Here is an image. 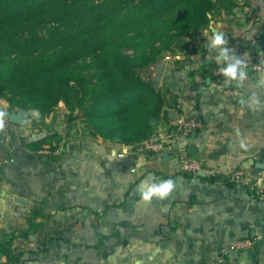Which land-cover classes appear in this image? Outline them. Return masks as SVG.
<instances>
[{
  "label": "crops",
  "instance_id": "1",
  "mask_svg": "<svg viewBox=\"0 0 264 264\" xmlns=\"http://www.w3.org/2000/svg\"><path fill=\"white\" fill-rule=\"evenodd\" d=\"M246 1L250 6L243 3L210 24L247 61L244 87L229 84L240 97L216 87V53L205 48L203 34L209 27L192 41L194 53L178 51L160 63L158 86L178 104L170 114L191 108L203 124L187 145L208 173L188 178L173 153H146L145 142L133 147L94 138L77 121L65 126L63 103L43 122L27 112L23 126L7 118L20 108L0 100L7 113L0 131V244L13 237L12 251L25 253L24 264H264V202L229 183L236 169L257 170L264 153V107L239 104L252 92L264 100L256 88L264 70L251 67L262 46L264 0ZM171 122L162 119L151 138ZM167 179L174 180L167 198L141 200L144 181ZM238 241L252 247L236 250Z\"/></svg>",
  "mask_w": 264,
  "mask_h": 264
},
{
  "label": "trees",
  "instance_id": "2",
  "mask_svg": "<svg viewBox=\"0 0 264 264\" xmlns=\"http://www.w3.org/2000/svg\"><path fill=\"white\" fill-rule=\"evenodd\" d=\"M243 3L250 6L246 0H0V58L13 64L0 69V97L30 115L38 110L36 122L64 103L90 136L138 146L162 119L171 122L178 105L156 87V67L167 55L194 53L196 35ZM38 29L49 38L42 41ZM12 238L0 244L7 259L0 264L25 263V253L12 251Z\"/></svg>",
  "mask_w": 264,
  "mask_h": 264
},
{
  "label": "built area",
  "instance_id": "3",
  "mask_svg": "<svg viewBox=\"0 0 264 264\" xmlns=\"http://www.w3.org/2000/svg\"><path fill=\"white\" fill-rule=\"evenodd\" d=\"M218 67L213 71L216 87L228 98L240 97L238 90L225 83ZM251 67L257 74L263 72L264 49L262 46L256 52ZM175 114L176 120L171 122L168 129L157 132L153 138L144 143V151L160 155L166 152L173 153L178 159L180 172L184 175L198 176L201 173L210 172L201 160L190 155L187 145V141L203 128V124L193 116L191 108L179 107ZM46 151L48 154L49 149H46ZM260 164L263 168H258L252 173L236 169L229 177V182L249 191L250 199L253 202H264V153L261 156ZM251 247V241H238L234 245L236 250H245Z\"/></svg>",
  "mask_w": 264,
  "mask_h": 264
},
{
  "label": "clouds",
  "instance_id": "4",
  "mask_svg": "<svg viewBox=\"0 0 264 264\" xmlns=\"http://www.w3.org/2000/svg\"><path fill=\"white\" fill-rule=\"evenodd\" d=\"M211 33V35H209ZM207 38V44L205 48L215 54V61L217 63L218 71L223 76L225 83H235L236 87H244L245 81L248 78L247 73V61L244 56H238L234 49L228 47V39L225 34L218 29L217 25H210L208 29L203 32ZM256 88L259 93H264V74L258 77ZM241 109L248 108L249 110L256 111L264 107V100L261 99V95L258 92H252L247 96H241L239 100ZM7 113L0 110V131H3L5 126V117ZM33 115L36 119H39V111L33 110ZM241 147H244L242 144ZM174 188V180L167 179L160 182L144 181L139 186V192L141 200L149 202L153 198L163 200L168 197Z\"/></svg>",
  "mask_w": 264,
  "mask_h": 264
},
{
  "label": "rangeland",
  "instance_id": "5",
  "mask_svg": "<svg viewBox=\"0 0 264 264\" xmlns=\"http://www.w3.org/2000/svg\"><path fill=\"white\" fill-rule=\"evenodd\" d=\"M96 2H102L103 0H95ZM63 30V29H62ZM38 33V36H39V38L42 40V41H44V40H46V39H48L49 38V35H48V33H47V31H46V29H38V31H37ZM25 36L26 37H28V33L27 32H25ZM18 56V54H12L11 56H10V58H16ZM9 60V57H1L0 58V69H3V68H5V67H12L13 66V64H11V63H8L7 61ZM88 62H90L89 60H88ZM80 64H82V61H81V63ZM0 98H2V99H0V100H4L5 99V97H0ZM5 101H6V99H5ZM9 104V103H8ZM64 104V103H63ZM66 105L64 104V106H63V108L61 109V110H64V111H66L67 109H66V107H65ZM59 107V106H58ZM57 107V108H58ZM13 108H19V107H13ZM56 108V109H57ZM21 109V108H20ZM61 110H59L58 112H59V115H63L64 114V112H62ZM56 111V110H55ZM68 111V110H67ZM32 113V115H33V112H31ZM67 116L64 118V124H65V126H68V125H70V123L71 122H73V121H77V127L78 128H81V127H83L84 128V125H85V122H84V119L82 118V117H79V116H77L76 117V115L77 114H74V117L75 118H73L72 120L69 118V111H68V114H66ZM79 121V122H78ZM63 127H64V125H63Z\"/></svg>",
  "mask_w": 264,
  "mask_h": 264
},
{
  "label": "water",
  "instance_id": "6",
  "mask_svg": "<svg viewBox=\"0 0 264 264\" xmlns=\"http://www.w3.org/2000/svg\"><path fill=\"white\" fill-rule=\"evenodd\" d=\"M252 50L255 52V47L252 48ZM164 65L159 64L156 69V77L154 78V81L156 82V87L159 85L160 78L162 76ZM9 121L12 123L18 124V125H23L26 126L28 125V113L24 109H19L18 111L12 110L9 115L7 116ZM171 121L176 120V114L175 112H172L170 114ZM259 168H263V166L260 164Z\"/></svg>",
  "mask_w": 264,
  "mask_h": 264
}]
</instances>
